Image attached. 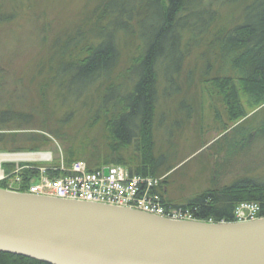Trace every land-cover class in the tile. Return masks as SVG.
Returning a JSON list of instances; mask_svg holds the SVG:
<instances>
[{
  "label": "rangeland",
  "instance_id": "1",
  "mask_svg": "<svg viewBox=\"0 0 264 264\" xmlns=\"http://www.w3.org/2000/svg\"><path fill=\"white\" fill-rule=\"evenodd\" d=\"M129 1L126 11L132 12V17L126 19V12L122 13L126 25L114 29L118 57L110 76L121 84L120 89L126 87L124 81L143 46L135 14L146 0ZM111 2L0 0V152L15 147L27 150L28 136L42 134L47 142L40 146L41 151H50L54 161L63 157L64 145L52 130L61 127L60 131L76 135L75 130H80L83 123V110L72 116L71 124L62 120L82 99L72 102L63 98L66 93L58 84L59 77L51 76L64 50L72 52L80 49L84 41H100L95 35L97 30L109 26L108 11L114 8L115 16L118 10L117 0ZM110 6L113 8L108 10ZM212 7L228 25L227 4L218 1ZM232 12L237 16L239 8ZM154 14L152 9L143 18L142 30L148 35L156 19ZM199 40L198 35L184 32L185 56L179 71L174 73L175 62L169 57L167 69L159 71L157 84L154 149L159 164L166 169L171 167L166 172L172 191L169 196L178 201L203 191L213 182L220 186L238 177L264 178V141L247 127L254 128L264 119V101L256 105L255 94L251 96L243 90L230 67L216 62L214 52ZM216 77L222 79L214 80ZM225 78L231 80L225 84ZM42 80L49 86V102L44 107H40L38 97ZM97 85L88 95L93 97ZM232 89L235 98L228 95ZM93 100H97L95 96ZM230 105L234 112H240L239 117L233 115ZM239 123L247 126L232 132ZM81 134L75 139L82 138Z\"/></svg>",
  "mask_w": 264,
  "mask_h": 264
},
{
  "label": "trees",
  "instance_id": "2",
  "mask_svg": "<svg viewBox=\"0 0 264 264\" xmlns=\"http://www.w3.org/2000/svg\"><path fill=\"white\" fill-rule=\"evenodd\" d=\"M218 1L226 3L230 8L227 14L228 25H225L218 10L212 7ZM129 3L128 0H117L115 5L118 10L115 16L112 15L114 8L109 7L108 10L113 8L108 11L109 26L97 30L95 35L99 36L100 41H84L85 46L78 50L76 48L72 52H60L58 65L51 77H59L58 84L66 93L63 98L72 102L82 99L79 106L70 108L65 113L62 122L65 124L70 121L71 124L72 116L83 110V123L80 130H75L76 135L60 131L61 127H54L52 130L64 145V165L68 167L75 160L85 161L89 169L120 164L132 174L161 178L156 191L163 205L187 209L198 220L234 222L233 210L243 201L258 203L261 215H264V178L256 180L251 177H238L220 186L213 182L208 188L186 200L171 198L169 194L172 191L170 192L166 174L171 167L166 169L159 164L153 134L159 71L167 69L169 57L172 63L175 62L174 73L179 71L185 56L182 47L184 32L198 35L201 38L199 41L204 42L214 52L215 61L230 67L243 90L251 96L255 94L256 105L264 101V0L144 1L135 14L143 46L140 55L130 67L131 75L128 74L127 80L125 78L126 87L120 89L121 84L110 76L118 57L114 29L124 28L126 19L132 17V12L126 11ZM233 8H239L237 16L232 12ZM152 9L155 10L156 19L148 35L141 25L143 18ZM124 12L126 19L121 15ZM52 68L51 65L49 70L52 71ZM216 79L222 78L216 77L214 80ZM229 80L231 79L225 78L224 83ZM170 82L174 83L172 76ZM96 83L98 85L94 89L95 93H92L97 99L95 101L88 94ZM48 87L45 80L39 83L40 107L47 106L45 104L49 102ZM228 95L237 97L235 89L230 90ZM57 99H54V105ZM230 106L231 112L237 117L240 112H234L232 105ZM45 122L49 125V121ZM244 126L247 125L239 123L232 132ZM247 127L264 141V119L254 128ZM81 132L82 138L75 139ZM90 133L93 136H89ZM26 142L28 144L25 147L28 149L25 151H41L40 146L47 139L42 134L31 135ZM17 148L19 147L9 150L23 151ZM54 164H58L57 160ZM10 168L5 165L6 170ZM33 172L32 169H23L21 174L28 180ZM62 173L64 172L57 171L55 174ZM0 186L4 187V183L0 182ZM0 264L47 263L0 251Z\"/></svg>",
  "mask_w": 264,
  "mask_h": 264
},
{
  "label": "water",
  "instance_id": "3",
  "mask_svg": "<svg viewBox=\"0 0 264 264\" xmlns=\"http://www.w3.org/2000/svg\"><path fill=\"white\" fill-rule=\"evenodd\" d=\"M0 251L47 264H264V216L173 220L0 186Z\"/></svg>",
  "mask_w": 264,
  "mask_h": 264
},
{
  "label": "built area",
  "instance_id": "4",
  "mask_svg": "<svg viewBox=\"0 0 264 264\" xmlns=\"http://www.w3.org/2000/svg\"><path fill=\"white\" fill-rule=\"evenodd\" d=\"M0 156V182L9 190L126 207L173 220L195 219L187 209L163 205L156 191L161 178L132 174L120 164L89 169L85 161L75 160L66 167L60 157L58 164L53 165L49 151L1 152ZM5 165L11 168L6 170ZM23 169L34 171L28 180L21 174ZM57 171L64 173L56 175ZM233 216L235 221L242 222L262 215L258 203L243 201L235 206Z\"/></svg>",
  "mask_w": 264,
  "mask_h": 264
},
{
  "label": "bare ground",
  "instance_id": "5",
  "mask_svg": "<svg viewBox=\"0 0 264 264\" xmlns=\"http://www.w3.org/2000/svg\"><path fill=\"white\" fill-rule=\"evenodd\" d=\"M10 157H17V156H10ZM0 158H2V156H0Z\"/></svg>",
  "mask_w": 264,
  "mask_h": 264
},
{
  "label": "crops",
  "instance_id": "6",
  "mask_svg": "<svg viewBox=\"0 0 264 264\" xmlns=\"http://www.w3.org/2000/svg\"><path fill=\"white\" fill-rule=\"evenodd\" d=\"M171 197V196H170ZM171 198H173V197H171ZM174 199V198H173Z\"/></svg>",
  "mask_w": 264,
  "mask_h": 264
}]
</instances>
